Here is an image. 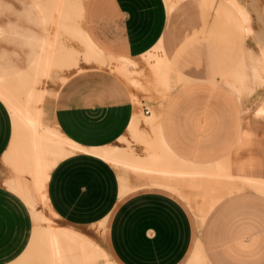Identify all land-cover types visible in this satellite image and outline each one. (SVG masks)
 Wrapping results in <instances>:
<instances>
[{
	"label": "crops",
	"instance_id": "0c3cea01",
	"mask_svg": "<svg viewBox=\"0 0 264 264\" xmlns=\"http://www.w3.org/2000/svg\"><path fill=\"white\" fill-rule=\"evenodd\" d=\"M169 1L176 4L167 11V0H84L78 7L77 0H34L31 8L37 13L39 32L26 28L20 35L29 48L25 65H13L1 50L0 80L20 76L35 62L48 32L46 18L56 11L58 19H65L62 24L70 26L69 19L77 16L89 41L113 58L136 61L159 43L169 67L183 81L160 104L136 94L137 108L133 90L114 73L88 68L72 74L42 106L44 120L65 138L87 149L123 148L119 140L129 139L132 116L141 112L150 117L154 112L162 141L183 162L205 166L227 157L235 165L256 160V135L249 146L241 140L245 126L257 127L252 113L263 90L237 92L232 77L245 53L252 52L249 44L254 38L246 35L242 19L227 0ZM0 23L17 24L12 17L1 18ZM17 30L21 28H0V38L4 33L18 35ZM259 31L256 35L264 38V29ZM10 137V115L0 101V182L14 180L27 186L1 163ZM145 137L151 141L146 131ZM132 146L140 158L157 154L155 148ZM158 181L155 175L124 170L92 154H75L52 169L46 195L66 225L85 228L102 223L98 244L112 262L180 264L186 256V261L190 259L199 240L192 246L193 224L183 203L193 212L175 194L151 187ZM123 186L130 191L121 196ZM21 201L0 192V262L17 259L29 244L31 217ZM222 203L225 219L218 231L223 239L206 246L218 249L214 263L262 264L264 203L253 193H237L225 197L206 217ZM102 213L104 218L97 220ZM200 246L206 263L213 264L201 242Z\"/></svg>",
	"mask_w": 264,
	"mask_h": 264
},
{
	"label": "bare ground",
	"instance_id": "6f19581e",
	"mask_svg": "<svg viewBox=\"0 0 264 264\" xmlns=\"http://www.w3.org/2000/svg\"><path fill=\"white\" fill-rule=\"evenodd\" d=\"M83 1L77 0V7ZM227 1L242 19L246 35L261 42L259 53L255 55L247 51L232 74L239 87L237 92L249 94L255 91V87L264 88V38L256 35V29L251 26L254 11H248L238 0ZM174 4L176 2L167 0V11ZM56 16L55 11L53 16L45 19L48 32L40 55L29 69L13 79L0 80V101L11 120V137L1 163L26 180L27 186H21L14 180L3 183L19 193L29 209L32 223L29 244L16 261L17 264H113L103 248L85 233L72 226L60 225L56 221L59 218L49 205L46 184L50 172L59 162L75 155V149L80 146L65 138L55 126L46 124L42 106L44 100L49 98L46 97L54 96L56 91L49 93L44 86L48 81L57 79L60 87L72 74L88 68H105L122 77L132 90L144 91V86L138 80L143 71L134 60L113 58L100 52L85 35L79 17L69 19L71 25L65 26L62 24L65 19ZM140 59L151 73L153 86L160 89L158 93L172 90L171 73L174 71L165 60L159 43ZM174 76H177L176 73ZM164 95L161 96H167ZM131 98L134 103L138 102L135 94ZM13 115L14 120L11 118ZM252 117L257 127L251 129L245 126L241 142L249 146L256 135L258 158H249L238 165L229 157L205 166L179 160L162 141L158 116L154 112L150 117H144L141 112L132 116L127 131L129 139L122 137L119 140L125 145L123 148L115 145L87 149V154H94L124 170L159 177V181L151 187L175 194L188 204L194 217L203 223L213 207L225 197L249 190L264 198V97ZM145 131L151 135V141L145 137ZM132 144L141 145L143 150L155 148L157 154L140 158ZM129 191L128 187L123 186L121 196ZM98 227L103 230L102 223H98ZM188 262L207 264L199 240Z\"/></svg>",
	"mask_w": 264,
	"mask_h": 264
},
{
	"label": "rangeland",
	"instance_id": "374dc122",
	"mask_svg": "<svg viewBox=\"0 0 264 264\" xmlns=\"http://www.w3.org/2000/svg\"><path fill=\"white\" fill-rule=\"evenodd\" d=\"M33 1L34 0H0V19L2 18L3 21H4V19H6L8 21L9 18L12 17L13 20L17 23V24H13L12 26H10L9 24H1L0 23V28H2L5 31H7V30L9 31V29L12 28L13 26H17L18 28H21V30H17L18 35H15V34L11 35L10 33H6V34L4 33L2 35V37L0 38V52L3 49L6 50V53H5L6 55L4 56V58L6 60H9L10 62H12L13 65H18L19 67H22L25 65V58H26L25 55L29 51V48L24 45L23 39L20 37V35L23 33V31L26 28H29L30 30L32 29L36 32H39V28L36 27V24H35V22L38 20V16H37L36 11H34L31 8ZM238 2L241 5H243L248 11H250V10H252V12L254 11L253 12L254 16L252 17V21H255V23H252L251 26L252 27L254 26V28L256 29V33H260L259 29H264V0H239ZM257 28H259V29L257 30ZM260 44H261V42H259V41L257 42L254 39L250 38L249 48L252 50L253 53H257L258 49H260V47H261ZM135 62L138 63L139 68L143 71L142 76H138V80L140 83H142V85L145 88L144 91H137L136 92L133 90V93L135 95L136 94L141 95L142 98H144L146 100L153 101V102L160 104L167 97L166 95H168L173 90L175 85L180 83L181 77L177 74H176L177 76H174L175 72H173V73H171L172 74L171 76H173L172 77L173 84L171 83L172 84V90L170 88L168 90L169 92H167V93L165 92L167 90L161 91V93H158V92H160V91L157 92V90L159 88L157 89V87L153 86V81H152L153 79L151 77V73H149V71L145 68L141 59H138ZM100 69L105 70V68H100ZM106 70L111 72V70H109V69H106ZM171 71H173V70H171ZM112 73H114V72H112ZM115 75H117V74H115ZM117 76L122 79V77H120L119 75H117ZM174 78L177 81H175ZM122 80L125 82L124 79H122ZM182 80H181V82H182ZM174 81L176 82L175 84H174ZM125 84H126V82H125ZM44 87L49 91V93L55 92L56 91L55 89H58V87H59L57 79H53L51 81H48V83H46V85ZM262 90L263 91L259 92L258 103L264 97V88H262ZM164 92L166 93L165 95H164ZM262 93H263V95H262ZM160 94L164 95L166 97H162ZM48 97L51 98L53 96H47L46 98H48ZM138 107H140L139 100H138V104H137V108ZM45 122L48 126H52L49 122H47V121H45ZM9 173H10L9 175L12 176V173L10 171H9ZM241 193H253V192H251L249 190H244ZM253 194L256 195L260 199L261 202L264 203L263 197L255 194V193H253ZM183 205L186 207L188 213H190L187 206L184 203H183ZM225 208H226L225 204L222 203V205L219 208L215 209L210 216L205 218L203 223H200V221L198 219H196L192 214L190 215V218H191L192 224H193L192 246H193L194 240L196 238H198L200 240V242L202 243V246H205L204 250H205L206 254L208 255L210 261L213 264H215L214 262H216L214 256H215L218 249L209 248L206 246H208L209 241H210V243L214 244L213 241L218 240V238L221 240L223 239V237L221 238V234L218 231V229H219V225L221 224L220 222L225 219V218H223L225 216V214H224ZM195 219L198 220L197 224L195 222ZM56 221L60 225H66L65 223H63L59 219H57ZM197 228L198 229L200 228V229L198 230ZM75 229L85 233L88 237H90L92 240H94L97 243H98L99 238L103 235L102 229H100L99 227L97 228V225L85 227V228H75ZM186 258H187V256L183 259V261L180 264H185Z\"/></svg>",
	"mask_w": 264,
	"mask_h": 264
},
{
	"label": "snow or ice",
	"instance_id": "6c2138e0",
	"mask_svg": "<svg viewBox=\"0 0 264 264\" xmlns=\"http://www.w3.org/2000/svg\"><path fill=\"white\" fill-rule=\"evenodd\" d=\"M14 120V115L11 117ZM76 154H87V148L86 147H79L75 149ZM94 155V154H93ZM0 192L6 193L9 195L11 199H17L20 200L19 193L14 191L13 188L9 187L7 184L0 182ZM182 202V201H181ZM22 207L25 210V213L27 214V208L26 205L21 201ZM191 215V213H189ZM104 214L102 213L100 217H97V220L103 219ZM0 264H17V261L13 257H9L6 262H0ZM113 264H118V262H113ZM175 264V262H174ZM185 264H190V262L186 261ZM264 264V262H262Z\"/></svg>",
	"mask_w": 264,
	"mask_h": 264
},
{
	"label": "built area",
	"instance_id": "2783aa9c",
	"mask_svg": "<svg viewBox=\"0 0 264 264\" xmlns=\"http://www.w3.org/2000/svg\"><path fill=\"white\" fill-rule=\"evenodd\" d=\"M148 112H149L148 110H145V114H148Z\"/></svg>",
	"mask_w": 264,
	"mask_h": 264
}]
</instances>
